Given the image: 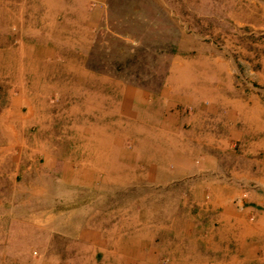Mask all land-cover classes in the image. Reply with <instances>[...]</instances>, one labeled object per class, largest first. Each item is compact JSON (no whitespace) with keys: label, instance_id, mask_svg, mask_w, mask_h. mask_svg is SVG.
Here are the masks:
<instances>
[{"label":"rangeland","instance_id":"rangeland-1","mask_svg":"<svg viewBox=\"0 0 264 264\" xmlns=\"http://www.w3.org/2000/svg\"><path fill=\"white\" fill-rule=\"evenodd\" d=\"M87 2L85 11L77 0L70 7L88 20L103 9L93 37L88 35L92 48L80 58L74 53L79 61L73 66L67 61L57 69L61 79L46 81L56 86L46 98L39 73L24 74L16 62L22 58L24 69L32 68L33 57L42 52L35 41L42 24L32 20L23 27V4L12 10L9 2H0V264H109L106 259L99 263L102 252L116 250L119 235L129 238L130 246L153 242L158 264H221L220 254H213L210 220L215 214L209 205L220 195L211 192L221 187L240 189L243 195L250 191L252 197L244 195L240 203L264 211V128L243 132L245 141L262 146L258 156L254 148L250 154L237 152L239 140H231L235 149L232 145L224 152L217 167L211 164L217 171L163 186L132 174L142 171L133 161L149 151L155 132L142 139L137 136L142 121L117 111L104 115L99 107L107 102L116 106L121 82L161 102L172 63L219 58L235 77L253 83L264 109V0ZM46 9L45 25L51 26L53 10ZM181 62L173 67L174 79L188 75ZM26 97L33 116L25 114ZM41 106L48 110L45 115ZM102 121L118 130L100 132ZM233 171L259 179L229 178ZM90 232L106 238L104 251L94 252ZM248 264H264V254H255Z\"/></svg>","mask_w":264,"mask_h":264},{"label":"crops","instance_id":"crops-1","mask_svg":"<svg viewBox=\"0 0 264 264\" xmlns=\"http://www.w3.org/2000/svg\"><path fill=\"white\" fill-rule=\"evenodd\" d=\"M74 1L0 0V2H9L12 10L15 9L16 4H23L24 18L23 16L21 18V23L24 19L23 27L26 26L27 21L32 20L42 24L37 30V35H40L38 36L39 41L35 39L39 45L42 44L40 57H33L30 64L32 68L29 71L24 69L22 58L18 57L20 59L16 60L18 69H22L24 74L32 75L38 72L44 84L50 78L60 80L61 75L57 73V69H60L64 62L69 61L71 65L73 61H79L77 57H74V53L77 52L79 57L80 53L91 50L93 42L88 35L90 33L93 37L97 28L95 25L99 24L103 9L97 8L95 13L99 16H92L88 20L87 16H76L75 11L70 7V3ZM77 2L82 4V11L87 9V0H77ZM97 2L101 6L105 0H97ZM34 3L38 5L41 3L44 8L40 5L37 11L32 12L30 7ZM48 6L53 10L52 15H54L51 26L45 25L44 11H47ZM57 13L61 14L57 15ZM21 23L17 25L20 29L18 35H22L24 31ZM66 25L70 29H66ZM45 26L50 27V31L44 33ZM9 38L11 39L10 35ZM64 54L67 56L69 54V58H63ZM178 61L185 63L189 71H187L188 75H180L174 79L172 72L176 68L173 67H179ZM171 66L170 73L160 91L161 102H153L149 92L145 89L121 82L116 87V106L107 102L106 105L99 107L100 113L104 115L117 111L118 114L126 117L133 116L135 122L142 121L140 124L142 132L137 135L142 139L148 131L156 134V139L149 142V151L145 150L133 161L142 170L137 177L132 172L134 179L144 177L151 183L167 186L174 180L198 177L200 173H213L217 170L212 167H217L223 161L222 154L230 152L232 145L235 149L231 140H239L237 152L250 154L252 148H254L253 153H256L259 148L261 150L262 146L245 141L243 136L245 131L264 128V109L260 99L253 93L252 82L244 80L239 75L235 77L232 71L225 69L226 62L219 58H204L200 61L177 60ZM218 66L224 67L215 68ZM73 76L78 80V75ZM240 78L242 84L239 82ZM51 87L56 86L46 84L45 88L43 85V91L45 90L43 98L51 97L46 94V91L50 92ZM52 90L55 89L52 88ZM57 97L60 96L57 95ZM104 97L101 98L108 99ZM26 101L23 103L27 108L25 114L33 116V107L29 105L28 99ZM53 102L59 105V102L54 99ZM159 104L161 106H158ZM40 108L42 109L41 114L45 115L48 112L46 107L41 106ZM253 118L256 122H249ZM170 123L174 125L171 126ZM100 128L102 130L100 132L108 129L118 130L115 125L110 126L109 121H102ZM119 129L125 130V127L120 126ZM260 152L256 153L257 156ZM262 167L264 168V165ZM262 172H264L263 169ZM121 175L123 176L122 173ZM219 175L227 178L223 172H219ZM230 175L229 178L259 179L237 171L231 172ZM261 175L264 174L261 173ZM206 188L210 190L209 187ZM216 191L220 195L219 198L214 197L209 204L215 214L214 219L210 220L214 228L213 254H220L221 264H248L249 259L255 254H264V211L255 206L240 203L246 200L244 195L252 197L253 194L250 191L243 195L240 189L235 188L231 191L221 187L215 188L211 193L215 194ZM235 199L239 202L233 204L232 200ZM92 234L89 242L95 249L94 252L104 251L106 238L103 239L101 234L95 232ZM118 237L121 242L117 249L112 248L108 253L102 252L99 263H104L106 259L110 260L109 264H158L156 253L153 251L155 249L153 242L134 241L133 246H130L126 242L129 238L125 235ZM237 254H242V256L238 257ZM91 257L94 260L96 254H92Z\"/></svg>","mask_w":264,"mask_h":264},{"label":"trees","instance_id":"trees-1","mask_svg":"<svg viewBox=\"0 0 264 264\" xmlns=\"http://www.w3.org/2000/svg\"><path fill=\"white\" fill-rule=\"evenodd\" d=\"M133 4H134V3H132V5H133ZM134 7H135L136 10L138 9L137 4H134Z\"/></svg>","mask_w":264,"mask_h":264}]
</instances>
